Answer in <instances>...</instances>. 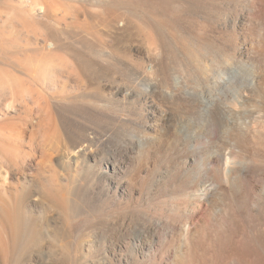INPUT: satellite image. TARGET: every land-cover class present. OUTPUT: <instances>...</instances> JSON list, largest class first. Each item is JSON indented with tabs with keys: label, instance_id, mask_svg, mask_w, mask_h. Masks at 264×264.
Listing matches in <instances>:
<instances>
[{
	"label": "rangeland",
	"instance_id": "1",
	"mask_svg": "<svg viewBox=\"0 0 264 264\" xmlns=\"http://www.w3.org/2000/svg\"><path fill=\"white\" fill-rule=\"evenodd\" d=\"M3 262L264 264V0H0Z\"/></svg>",
	"mask_w": 264,
	"mask_h": 264
},
{
	"label": "bare ground",
	"instance_id": "2",
	"mask_svg": "<svg viewBox=\"0 0 264 264\" xmlns=\"http://www.w3.org/2000/svg\"><path fill=\"white\" fill-rule=\"evenodd\" d=\"M262 74V73H261ZM222 76V75H221ZM248 77V76H247ZM149 78V77H148ZM151 78V77H150ZM237 78V77H236ZM219 81V80H218ZM233 81V80H232ZM151 83V82H150ZM183 83V82H182ZM219 83V82H218ZM249 83V82H248ZM224 84V83H223ZM152 85V84H151ZM254 86V85H253ZM237 88V87H236ZM259 88V87H258ZM260 89V88H259ZM243 90V89H242ZM149 91V90H148ZM205 91V90H204ZM259 91V90H258ZM186 92V91H185ZM200 94H202V93H200ZM220 95V94H219ZM228 96V95H227ZM220 97H222V96H220ZM259 97V96H258ZM192 98V97H191ZM201 102H202V100H200ZM241 101V100H240ZM246 102V101H245ZM191 103V102H190ZM238 103V102H237ZM243 107V106H242ZM210 108V107H209ZM238 108V107H237ZM220 110V109H219ZM263 110V109H262ZM261 110V111H262ZM162 113H163V111H162ZM99 116V119H108V118H110L109 116H108V114L106 115V114H98ZM162 115V114H161ZM195 116V115H194ZM202 119V118H201ZM257 119V118H256ZM221 120V119H220ZM196 121V120H195ZM236 122V121H235ZM240 122V121H239ZM162 124V123H161ZM171 126V125H170ZM163 127V126H162ZM189 127V126H188ZM202 127V126H201ZM143 128V127H142ZM147 128V127H146ZM159 128V127H158ZM229 128V127H228ZM83 129H86V128H83ZM237 129V128H236ZM141 130V129H140ZM157 130V129H156ZM221 130V129H220ZM242 130V129H241ZM143 131V130H142ZM191 131V130H190ZM200 131V130H199ZM233 131V130H232ZM240 131V130H239ZM238 131V132H239ZM56 132V131H55ZM163 132H164V130H163ZM167 132V131H166ZM196 132V131H195ZM65 133H66V137H67V139H68V150L66 149L65 151H68L69 152V154H70V151H72L74 154H76V155H78V158H80V157H83V156H86L87 155V153H88V151H89V148H87L86 146H85V144H84V142L86 143V141H88L89 142V144L91 143L92 144V142L94 141L93 140V138L95 139V137H94V135H92V133H89L88 131H84V130H82V129H79V128H74V129H71V130H65ZM98 133V132H97ZM160 133V132H159ZM162 133V132H161ZM234 133H236L235 132V130H234V132H233V135H234ZM242 133V132H241ZM94 134V133H93ZM99 134V133H98ZM164 134V133H163ZM187 134V133H186ZM204 134H206V133H204ZM211 134V133H210ZM229 134V133H228ZM232 134V133H231ZM237 134V133H236ZM235 134V135H236ZM240 134V133H239ZM104 135V134H103ZM194 135V134H193ZM212 135H216L214 132H213V134ZM230 135V134H229ZM96 136H97V134H96ZM102 135H99L98 136V140H99V138L101 137ZM161 136H162V134H161ZM161 136H160V138H161ZM227 136V135H226ZM237 136V135H236ZM92 137V138H91ZM106 137V136H105ZM104 137V138H105ZM151 133L150 134H148V132L147 133H145V138L148 140V139H151ZM156 137H158V136H156ZM216 137V136H215ZM241 137V136H240ZM162 138H163V136H162ZM186 138H188V137H186ZM196 138V137H195ZM211 138V137H210ZM231 138V137H230ZM234 139V142H235V140H236V138L235 137H233ZM238 138H239V136H238ZM237 138V139H238ZM136 139V138H135ZM154 139L155 138H153V141H154ZM207 139V138H206ZM212 139V138H211ZM229 140V139H228ZM230 140H232V139H230ZM238 140H240V138L238 139ZM238 140H237V143H238ZM97 141V140H96ZM142 141V140H141ZM148 141H150V140H148ZM187 141V140H186ZM190 141V140H189ZM206 142V141H205ZM210 142V141H209ZM236 143V144H237ZM90 144V145H91ZM135 144H136V142H135ZM65 146H66V144H65ZM149 146V145H148ZM147 146V147H148ZM90 147H92V146H90ZM146 147V148H147ZM195 147V146H194ZM208 147V146H207ZM134 148V147H133ZM233 148V147H232ZM155 149V148H154ZM235 149V148H234ZM195 150V149H194ZM180 151V150H179ZM130 152V151H129ZM188 153V152H187ZM208 153V152H207ZM212 154H213V152H212ZM199 155V154H198ZM227 155V154H226ZM63 156H65V155H63ZM188 156V155H187ZM69 157V156H68ZM184 157V156H183ZM194 157V158H193ZM193 157L191 158L190 156H188V158H187V160H186V162H185V166H191L192 165V167H194V166H196L197 165V158H195V156L193 155ZM198 157V156H197ZM233 157V156H232ZM181 158V157H180ZM219 158H220V156H219ZM228 159V158H227ZM205 160V159H204ZM208 160H210V159H208ZM207 160V161H208ZM221 159H219V161H220ZM37 161V160H36ZM222 161V160H221ZM228 161V160H227ZM200 163V162H199ZM206 163V162H205ZM212 163V162H211ZM210 163V164H211ZM204 164V163H203ZM209 164V163H208ZM200 165V164H199ZM232 165V164H231ZM204 167V166H203ZM193 172V171H192ZM196 173V172H195ZM194 173V174H195ZM193 174V173H192ZM206 179V178H205ZM204 179V180H205ZM204 182H207V181H204ZM209 182V181H208ZM201 184V183H200ZM207 185H208V183H206ZM206 184H204V188H206L205 187V185ZM212 185V184H211ZM200 186V185H199ZM209 187V186H208ZM207 187V188H208ZM199 188H201V187H199ZM209 190V189H208ZM30 191V190H29ZM34 191V190H33ZM201 191V190H200ZM203 191V190H202ZM24 192L26 193L27 192V190H24ZM206 192H208L207 191V189H206ZM206 192H205V194H206ZM32 193V192H31ZM30 193V194H31ZM49 193V192H48ZM204 193V192H203ZM27 194V197H28V195H30L28 192L26 193ZM51 194V193H50ZM49 194V195H50ZM33 195V194H32ZM31 196V195H30ZM29 196V197H30ZM207 196V195H206ZM24 197V196H23ZM26 197V196H25ZM40 197V196H39ZM41 198V197H40ZM43 198V197H42ZM41 198V199H42ZM24 199H26V198H24ZM34 199V198H33ZM23 200V199H22ZM25 201V200H24ZM13 203V202H12ZM27 204V203H26ZM13 205H14V203H13ZM15 207H14V209H15V214H12V213H10V211H9V215H5V217L7 218V219H9V224H8V221H7V219H3V224L5 225V227H6V229L9 231V233H11V235H13L12 236V246L14 247V248H18L20 245L22 246L23 244H26L28 241H30V242H32L33 240H36L37 238L35 237L36 236V229L38 228V224H35V223H33V227H32V231H31V235H30V239H26L25 237V235H24V230H23V228H24V225L26 224L27 225V223L26 222H30V221H32L31 220V218L27 215V212H26V206H24V203L23 202H17L15 205H14ZM32 216V215H31ZM30 218V219H29ZM28 220V221H27ZM43 223V222H42ZM28 225H29V223H28ZM44 225H45V222H44ZM46 226V225H45ZM5 229V230H6ZM27 228H25V230H26ZM28 230V229H27ZM47 231V230H46ZM38 232V231H37ZM36 233V234H35ZM8 234V233H7ZM39 236V235H38ZM38 240V239H37ZM34 244V243H33ZM5 260V259H4ZM5 262H3V264H4ZM6 264V263H5Z\"/></svg>",
	"mask_w": 264,
	"mask_h": 264
}]
</instances>
